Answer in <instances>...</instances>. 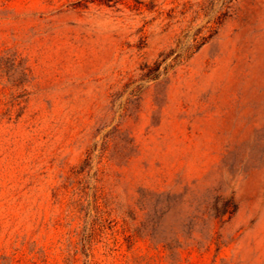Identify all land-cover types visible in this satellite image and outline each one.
<instances>
[{
	"label": "rangeland",
	"instance_id": "374dc122",
	"mask_svg": "<svg viewBox=\"0 0 264 264\" xmlns=\"http://www.w3.org/2000/svg\"><path fill=\"white\" fill-rule=\"evenodd\" d=\"M0 264H264V0H0Z\"/></svg>",
	"mask_w": 264,
	"mask_h": 264
},
{
	"label": "trees",
	"instance_id": "16d2710c",
	"mask_svg": "<svg viewBox=\"0 0 264 264\" xmlns=\"http://www.w3.org/2000/svg\"><path fill=\"white\" fill-rule=\"evenodd\" d=\"M97 1H99L101 4H104L108 7H113L119 4L122 0H97Z\"/></svg>",
	"mask_w": 264,
	"mask_h": 264
}]
</instances>
